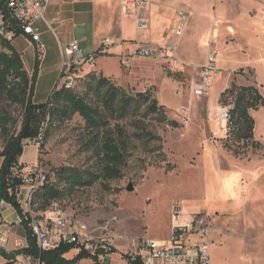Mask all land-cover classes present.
Returning a JSON list of instances; mask_svg holds the SVG:
<instances>
[{
	"label": "rangeland",
	"instance_id": "rangeland-1",
	"mask_svg": "<svg viewBox=\"0 0 264 264\" xmlns=\"http://www.w3.org/2000/svg\"><path fill=\"white\" fill-rule=\"evenodd\" d=\"M150 2L152 24L148 34H154L157 27L151 45L160 44L171 35L177 11L187 15L186 30L172 62L134 57L128 67L111 59L103 61L101 68L104 77H110L129 94L150 90L164 107L168 120L178 124V128H171L148 121V128L160 136L162 151L173 170L166 171L165 163L153 166L158 160L155 146L132 140L131 155L122 168V176L108 183V191L97 182L90 188L72 190L58 202L70 225L67 231L76 227L78 246L91 253L99 249L105 252L104 247L114 251L100 260L117 264L134 253L144 240L168 241L174 207L180 212L178 223L191 218L207 226L210 264H264V0ZM41 24L49 31L46 24ZM128 24L132 25L131 19ZM130 27L134 33L133 25ZM141 36L146 34L141 31ZM13 45L23 50L21 41H14ZM209 46L217 51L219 72L209 95L196 97L193 89ZM23 61L25 67L33 65L31 52H25ZM44 66L56 69L57 62L48 55ZM84 79L85 75L76 79L74 92L99 104L92 92L85 91ZM232 82L238 87H254L263 98L262 106L248 112L254 123L253 139L259 145L256 149L237 141L234 127H228L217 117V112L227 109L230 103H219L217 92L225 86L229 88ZM59 83L57 80L54 88ZM48 86V79L37 84V102L51 94L54 88L49 90ZM1 106L20 120L18 107L7 102H1ZM130 122L124 125L128 134L135 131ZM92 140L83 120L75 115L56 127L42 147L27 144L20 157L24 163L20 164L28 168L37 163L51 182L56 181L54 175L59 168L94 171L98 161ZM233 151L241 154L235 155ZM128 186L133 187L131 192L127 191ZM2 213L8 222L14 220L8 206ZM23 235L20 228L11 230V238ZM74 254L73 251L67 256ZM84 262L91 264L89 260Z\"/></svg>",
	"mask_w": 264,
	"mask_h": 264
},
{
	"label": "trees",
	"instance_id": "trees-1",
	"mask_svg": "<svg viewBox=\"0 0 264 264\" xmlns=\"http://www.w3.org/2000/svg\"><path fill=\"white\" fill-rule=\"evenodd\" d=\"M18 35L16 33L15 38ZM92 55L96 59L104 54L98 49ZM38 71L39 61L35 59L33 70L28 74L12 42L0 36V200L11 205L16 213H21L15 193L22 186L19 175L25 167L19 163V159L24 147L38 138L42 147L56 127L75 115L83 120L85 130L91 134V145L98 165L94 171L69 167L56 170V181L51 182L47 178L32 195L31 209L37 205L35 212L32 210L34 213L43 212L53 202L62 201L74 189L90 188L97 182L108 191V183L122 176V168L131 155L132 140L145 146H155L158 160L153 166L160 167L165 163L166 171L173 170L162 151L160 136L148 128V121L153 120L159 126L171 128H178V124L168 120L164 107L158 104L150 90L132 95L109 78L89 73L83 80L85 91L92 92L99 104L88 102L84 95L77 94L74 89H65L61 84L52 90L44 103H34ZM228 100L227 125L234 127L236 140L249 144L253 149L258 148V143L253 139V119L248 112L263 105L262 96L252 86L238 87L232 82L219 95V103L224 106ZM1 102L18 107L21 110L20 120L12 117ZM127 121H131V127L135 128L132 134L125 131ZM233 154L241 153L233 151ZM26 240L27 247L22 250L9 253L0 250L4 264H15L18 255H30L41 264H79L83 260H89L92 264H106L99 258L101 252L93 256L76 244L60 243L53 250L40 252L30 230H26ZM73 250H77V254L72 259H66L64 256ZM110 253L115 252L111 250ZM123 259L127 264H141L138 260L132 261L129 256Z\"/></svg>",
	"mask_w": 264,
	"mask_h": 264
},
{
	"label": "built area",
	"instance_id": "built-area-1",
	"mask_svg": "<svg viewBox=\"0 0 264 264\" xmlns=\"http://www.w3.org/2000/svg\"><path fill=\"white\" fill-rule=\"evenodd\" d=\"M51 0H0V36L8 42H13L22 36L35 45L36 58L39 63L44 57V45L40 40V33L37 28L38 23L46 24L52 31L51 25L46 20V12ZM150 7L149 0H119V10L122 16L132 17L137 31L148 29V20L142 16ZM176 23L170 36L163 39V42L154 46L138 45L134 51L128 55L120 56V64L123 67L129 66V60L136 58L159 60L167 59L172 62L176 52L178 42L185 33L187 25V15L182 11L175 13ZM111 45L110 39H102L100 49ZM61 55V75L59 84L65 89H73L78 75V67L82 64H92L94 56H84L79 48V41L72 40L64 46H60ZM217 51L213 47H208L204 65L200 68L199 79L196 83L193 94L196 97L208 96L214 79L219 72L216 68ZM71 71V72H70ZM227 109L219 110L217 117L225 124H228L229 115ZM186 125L187 122L184 121ZM40 139L29 141L30 145H39ZM22 186L15 193L16 201L20 206L21 213H16L15 209L4 200H0V250L5 252H15L27 247L26 230H30L36 240V248L40 252L53 250L60 243L78 244L79 235L77 228L73 227L71 232L67 230L70 225L67 223L59 209L58 202H53L43 212L34 213L31 209L32 195L36 192L47 177L43 176L38 168V164H33L24 168L19 175ZM8 206L14 212V220L7 223L3 217V209ZM180 212L172 208L173 226L171 236L168 241L144 240L138 249L129 255L132 261L138 260L141 264H210L208 228L201 222L198 224L194 219L178 223ZM2 228H20L23 237L11 238L10 233ZM11 246V248H8ZM83 247V246H80ZM10 249V250H9ZM98 252L99 258L107 255L111 250L103 248ZM15 264H41L30 255H18L14 260Z\"/></svg>",
	"mask_w": 264,
	"mask_h": 264
},
{
	"label": "crops",
	"instance_id": "crops-1",
	"mask_svg": "<svg viewBox=\"0 0 264 264\" xmlns=\"http://www.w3.org/2000/svg\"><path fill=\"white\" fill-rule=\"evenodd\" d=\"M152 7L153 5H151L150 2V7L148 11L142 14V16H144L148 20L149 27L152 24ZM130 19L132 20V25L135 30L134 33L131 32L130 26L132 25L128 24V21ZM46 20L51 25L52 31H48L47 28L44 27L41 23H38L36 25L40 33L41 43L44 45V57L39 63V71L36 79L35 88L37 84L40 83L42 80L48 79L49 90L54 88V84L57 80L59 83V78L61 75V55L59 48L60 46H64L72 40H77L79 41V48L84 54V56L90 57L95 51L100 49V42L102 39H110L111 45L105 47L103 51V56L94 59L91 65H80L77 71L80 74V77L89 73H96V75L100 74L103 76V71L101 68L103 61L111 59L120 61V56L124 55V52L126 50L132 52L138 45L154 46L150 43H153L157 32L156 27L155 33H152L150 35L148 34L147 29L143 31L146 36H141V31H137L135 29L133 18L129 16H122L120 14L119 0H51L46 12ZM114 32L117 34V36H112ZM16 40L21 41V44L23 45V50L19 51L17 48L14 47L13 42ZM14 41L12 42V45L15 50L21 55L22 61L25 52H31L34 65V61L36 59L35 45L32 44L27 38H24L22 36L17 37ZM48 55L56 60V69L50 70L48 67L44 66L45 60L47 59ZM131 60L132 59L129 60V64ZM33 65H31V67H25L23 61L24 69L28 74H31L33 70ZM121 78H123L122 75ZM109 79L111 78L109 77ZM225 88L226 86L219 89V91L217 92L216 99H218V96ZM46 99L47 97L44 99L43 102H37L33 97V102L44 103ZM19 163L24 162H21L19 159ZM229 191L230 188L226 189L227 194H229ZM12 213L14 216V212ZM4 219L7 223H10L7 221L6 218ZM12 229L15 228H2V230L10 233V237ZM73 251L75 253L74 255L67 256L70 253L69 252L64 257L66 259H72L77 254V250ZM84 261L88 260H83L79 264L85 263ZM4 263V259L0 257V264ZM105 263L109 264L107 262ZM116 263L127 264V262L124 260H121V262Z\"/></svg>",
	"mask_w": 264,
	"mask_h": 264
},
{
	"label": "bare ground",
	"instance_id": "bare-ground-1",
	"mask_svg": "<svg viewBox=\"0 0 264 264\" xmlns=\"http://www.w3.org/2000/svg\"><path fill=\"white\" fill-rule=\"evenodd\" d=\"M231 178H232V177H231ZM235 179H236L235 177H234L233 179H231L232 181L234 180L233 183L236 182ZM228 184H229V182H227V187H228ZM237 184H238V181H237ZM234 185H235V184H234ZM239 186H241L240 183H239ZM234 187H235V186H234ZM224 188H225V187H224ZM237 190H238V189H237ZM235 191H236V188H235ZM238 192H239V191H238ZM234 193H235V192H234ZM239 199H240V198H239Z\"/></svg>",
	"mask_w": 264,
	"mask_h": 264
},
{
	"label": "water",
	"instance_id": "water-1",
	"mask_svg": "<svg viewBox=\"0 0 264 264\" xmlns=\"http://www.w3.org/2000/svg\"><path fill=\"white\" fill-rule=\"evenodd\" d=\"M70 72H71V71H70ZM132 190H133V187H132V186H128V187H127V191H128V192H131Z\"/></svg>",
	"mask_w": 264,
	"mask_h": 264
}]
</instances>
